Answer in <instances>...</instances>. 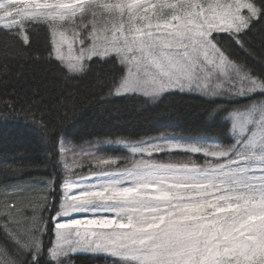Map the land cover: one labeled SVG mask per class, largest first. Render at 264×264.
<instances>
[{
    "label": "snow or ice",
    "instance_id": "obj_1",
    "mask_svg": "<svg viewBox=\"0 0 264 264\" xmlns=\"http://www.w3.org/2000/svg\"><path fill=\"white\" fill-rule=\"evenodd\" d=\"M262 14L264 0H0L5 89L21 61H44L64 84L92 71L94 58L107 63L87 96L32 87L0 96V120L23 114L38 125L60 173L7 183L48 165L0 157V264L41 255L75 264L80 253L104 264H264V76L238 56L264 66V34L251 47L248 36ZM35 25L46 30L42 53L29 47ZM172 91L233 102L213 109L230 121L233 144L63 136L97 94L151 104ZM101 144L127 155L102 156Z\"/></svg>",
    "mask_w": 264,
    "mask_h": 264
},
{
    "label": "trees",
    "instance_id": "obj_2",
    "mask_svg": "<svg viewBox=\"0 0 264 264\" xmlns=\"http://www.w3.org/2000/svg\"><path fill=\"white\" fill-rule=\"evenodd\" d=\"M34 27L38 29V32L31 35L29 47L31 51L42 53L46 30L43 25ZM262 34H264V14L259 19L253 20L250 25L249 46L260 45L259 37ZM0 39H3L2 32H0ZM257 51H259L258 47ZM238 56L253 68L255 74L264 76V66L246 56L242 51L238 52ZM52 63L55 64L54 61ZM47 67L44 61L18 62L13 68V75L9 77L7 89L0 86V96L5 91L11 92L14 87L19 91L28 87L39 88L41 92L47 88L53 94L60 88H65L75 91L78 97L87 96L93 83V77L97 71H103L107 63L101 62L97 68L94 58L92 71L67 84L60 81L51 71H46ZM2 72L3 68H0V73ZM17 73H22L19 79H17ZM98 96L99 94L63 129L65 138L79 144L97 137L124 136L138 139L168 133L172 139L217 144L222 147L230 146L234 142L233 134L230 132L231 124L225 118V113L223 111L213 112L217 104L224 103L230 106L233 103L231 101L179 91L164 93L155 103L151 104H145L141 96H114L105 100L99 99ZM245 102H247L246 99L237 101V103ZM46 148L43 130L30 120H26L23 114L19 118L0 120V157L7 158L9 163L12 161L23 163L31 160L36 164L48 165L36 171H26L18 178H9L7 183L14 182L13 179L28 180L35 176L48 177L53 173L58 178L60 173L54 164L49 163L45 155ZM97 151L102 156L113 158L127 155L124 149L115 144L97 145ZM52 195L55 197L57 193ZM51 235L50 230L45 239L49 240ZM73 259L75 264H104L105 258L80 253ZM38 260L39 264H48L46 255H41Z\"/></svg>",
    "mask_w": 264,
    "mask_h": 264
},
{
    "label": "rangeland",
    "instance_id": "obj_3",
    "mask_svg": "<svg viewBox=\"0 0 264 264\" xmlns=\"http://www.w3.org/2000/svg\"><path fill=\"white\" fill-rule=\"evenodd\" d=\"M77 47H79L78 45H77ZM163 95V94H162ZM161 95V96H162ZM174 140H177V141H179V142H182V143H188V144H194V145H203V144H206V143H203V142H189V141H183V140H179V139H174ZM116 146H120V148H122V149H124L125 150V148L123 147V146H121V145H116ZM126 151V150H125ZM86 254V253H85ZM89 254V253H88ZM102 257V256H101Z\"/></svg>",
    "mask_w": 264,
    "mask_h": 264
}]
</instances>
